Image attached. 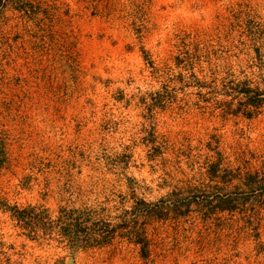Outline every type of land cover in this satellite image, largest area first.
I'll return each instance as SVG.
<instances>
[{"label":"rangeland","instance_id":"rangeland-1","mask_svg":"<svg viewBox=\"0 0 264 264\" xmlns=\"http://www.w3.org/2000/svg\"><path fill=\"white\" fill-rule=\"evenodd\" d=\"M0 264H264V0H0Z\"/></svg>","mask_w":264,"mask_h":264},{"label":"trees","instance_id":"trees-1","mask_svg":"<svg viewBox=\"0 0 264 264\" xmlns=\"http://www.w3.org/2000/svg\"><path fill=\"white\" fill-rule=\"evenodd\" d=\"M36 208L29 207L18 211L17 216H15L18 222H23L25 226L28 225H41L43 224L44 219L40 215H34ZM76 212V211H75ZM71 213V212H70ZM87 230V231H86ZM60 234L65 237L67 240L80 239V237L87 238L85 242L99 243L104 242L109 235H100V232L95 229H81L79 226L73 224H65L61 230ZM111 236V235H110ZM143 240V239H142ZM143 241H141L142 243Z\"/></svg>","mask_w":264,"mask_h":264}]
</instances>
